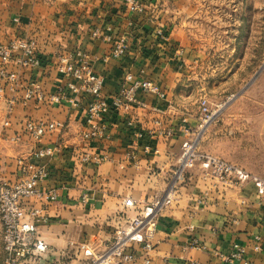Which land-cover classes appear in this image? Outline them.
<instances>
[{
	"label": "crops",
	"instance_id": "obj_1",
	"mask_svg": "<svg viewBox=\"0 0 264 264\" xmlns=\"http://www.w3.org/2000/svg\"><path fill=\"white\" fill-rule=\"evenodd\" d=\"M242 2L235 6L240 14L230 27L234 34L223 42L231 48L225 57L202 50L208 45L197 44L190 34L186 39L176 18L164 20L169 12L152 10L149 1L140 14L129 12L124 0H0V45L17 38L33 41L48 62L32 72L18 70L23 80L43 84L45 101L17 105L10 125L0 126V147L10 146L3 150L0 181L15 180L18 156L54 149L52 156L31 159L48 172L42 188L57 196L53 203L38 204L45 218L38 223V235L49 245L40 264H82L101 254L126 220L155 204L160 206L149 251L152 264H232L235 246L242 259L233 264H264V201L255 185L222 182L201 163L181 167L183 144L195 138L200 124L198 99L191 95L206 85L211 101L223 100L231 90L240 95L222 119L224 127H232L230 132L210 133L206 142L240 143V164L235 165L264 177V57L249 58L248 51L254 31L264 24V0ZM207 7L197 0H174L173 8L181 13ZM121 41L126 52L115 59L111 52ZM77 52L92 58L94 72L104 77L107 97L130 85L126 76L131 75L153 81L165 98L140 91L137 97L145 106L127 105L107 121L89 124L88 98L74 94L68 88L72 77L57 70L61 56ZM220 62L240 63V69L246 62L255 66L235 82V72L226 73L227 68L216 65ZM56 95L61 101L52 104L49 98ZM71 97L77 107L69 104ZM6 109L0 103L2 117ZM25 118L60 121L65 129L35 141L23 134ZM102 127L108 138H83L86 130ZM16 136L19 143L13 141ZM87 157L90 162H84ZM98 158L105 159L96 163ZM127 200L134 205L126 206ZM84 243L90 244L88 252L79 249ZM143 246L135 244L131 252L141 257Z\"/></svg>",
	"mask_w": 264,
	"mask_h": 264
},
{
	"label": "built area",
	"instance_id": "obj_2",
	"mask_svg": "<svg viewBox=\"0 0 264 264\" xmlns=\"http://www.w3.org/2000/svg\"><path fill=\"white\" fill-rule=\"evenodd\" d=\"M153 0H124V4L129 12L144 13L147 10V2ZM158 36L164 37V32L158 30ZM126 48L124 41L118 42L112 52L111 57L122 58ZM38 54L33 41L17 38L11 40L6 45H0V101L6 103V117L4 126L10 125V115L13 114L17 105L26 106L31 101L44 102L45 90L40 82L23 80L18 70L32 72L35 68L47 65ZM15 68H17L15 70ZM57 70L64 76L72 77L73 81L68 84V88L74 94H83L88 98L86 104V119L89 124L95 120L107 121L109 116L118 108L127 105L145 106L138 99L140 91L153 93L158 98L164 99L165 92L151 80H136L131 75L126 76V81L130 84L120 90L118 94L107 97L104 93V77L94 72L92 58L85 52H77L68 56H61L58 59ZM52 104H59L61 96H51ZM72 107H77L76 97L68 99ZM199 119L200 125L197 129L202 131L204 127L212 123L215 119V112L211 109L209 98L202 95L199 99ZM131 125V122H129ZM65 123L60 121L42 122L31 118H25L22 123L23 134L35 141L41 140L44 136L55 131H63ZM106 128H91L86 130L82 136L84 139H105ZM171 132L168 134L170 135ZM193 140H187L182 148L181 167H192L198 160L202 167L217 177L222 182L244 183L252 182L258 195L264 201V180L250 175L243 169L212 156H202L196 153L197 137L195 132ZM20 136H16L13 141L19 143ZM54 149L51 147L36 149L30 158L20 155L16 158L17 173L15 180L0 181V221L3 231V250L5 254L4 264H40L43 255L49 250V245L38 235V223L44 220L43 208H38V204L46 205L56 201V192L43 189V183L48 179V172L44 166L38 165L31 160L45 159L52 156ZM105 158H98L96 163ZM84 162H90L87 157ZM172 192L167 194V199H171ZM168 203L167 200L162 202ZM132 200L126 201V206H133ZM160 204L146 207L144 213L135 219L126 220L116 231L115 236L109 246L97 255H90L82 264H120L130 262L133 264H152L149 257L151 250V240L156 232V214ZM260 241V238H258ZM144 244L145 252L141 257L136 256L132 249L134 245ZM80 251H89L90 244L84 243L79 246ZM236 251L232 255L230 262L234 259H242V250L235 246ZM259 250V247H256ZM140 261V262H138ZM190 264H198L191 261ZM244 264H249L245 262Z\"/></svg>",
	"mask_w": 264,
	"mask_h": 264
},
{
	"label": "rangeland",
	"instance_id": "obj_3",
	"mask_svg": "<svg viewBox=\"0 0 264 264\" xmlns=\"http://www.w3.org/2000/svg\"><path fill=\"white\" fill-rule=\"evenodd\" d=\"M248 1L250 3V0ZM197 3L199 6H203V7H205V4H207L208 10H181V13H179L178 10L176 9L174 10L173 8L174 0H160L159 3L158 0H155L149 6H151L152 10H160V11L164 10L165 12H169L164 20H166L167 17L169 20L171 19L174 20V18H176L175 19L176 26H179V28L177 29L178 30L180 29L182 31V33L180 32L182 36L188 39L187 37L190 34V36L194 40H196L197 44L208 45V47L202 46L201 48L202 50L207 49L209 50L210 53L221 56L229 55L231 53L230 50L231 48L230 47L225 48L226 44H224L223 42L229 40L232 37V34H234L231 33L232 24H235L236 17H239L238 14H240V10H235L236 8L235 6L237 5L241 6L242 3L244 2H242V0L239 1L238 0H197ZM154 7H157V9ZM246 10H249V8H247ZM262 22H264V16L262 17ZM252 36H253L252 39L253 42L251 43V46L249 47L248 50L249 58L264 57V24L258 27L254 31ZM221 63L222 62L216 65L222 67L224 66L223 68H227L226 73H228V71L235 72V74L233 75L235 82H237V80L240 79L242 76H244V73L248 71L246 68L249 69L250 67L255 66L252 62H246L244 63V65H242V68L240 69V63L238 64H233V63L221 64ZM16 69L17 68H15V70ZM203 86L204 88L201 87L199 91L196 90V93L191 95V99L193 98L198 99V104H199L200 97L202 95H206L209 98L211 109L215 112V117H214L215 119L212 121V123L204 127L202 131L199 132V130L198 131L196 130L198 134L197 142H196L198 146L196 153L202 156L205 155L212 156L221 159L225 162L229 161L228 163L232 162L234 163L233 165L240 164V149L236 146V145L240 146V143L238 144L228 143L227 145H224L221 143L206 142L207 140L205 139L206 136L210 133L214 134L215 132H217L218 134L219 133L221 134L223 131L224 133L230 132L232 127H228V126L224 127V122L222 119L226 117V113H225L226 108L230 104L238 100V98H240V95L235 94L236 92L231 90L227 94L226 98H224L223 100L211 101V97H210L211 93L209 91V88L206 85ZM219 98L217 97L216 99ZM2 102L4 101H0V103ZM12 115H10V118L12 117ZM6 117L8 116L3 115L2 117V113L0 112V126L2 122L4 123V119ZM6 149L8 150L10 149V146H8V144H4L2 147H0V161H2V156L4 155V152H6L3 150ZM196 163H202V162L198 160ZM259 178L264 180V177H259ZM4 262H5V254L3 250V231H2V224L0 221V264H4Z\"/></svg>",
	"mask_w": 264,
	"mask_h": 264
},
{
	"label": "trees",
	"instance_id": "obj_4",
	"mask_svg": "<svg viewBox=\"0 0 264 264\" xmlns=\"http://www.w3.org/2000/svg\"><path fill=\"white\" fill-rule=\"evenodd\" d=\"M43 59V58H42ZM43 60H45V59H43Z\"/></svg>",
	"mask_w": 264,
	"mask_h": 264
}]
</instances>
